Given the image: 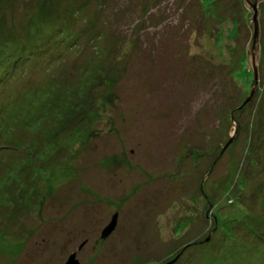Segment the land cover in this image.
<instances>
[{
  "label": "rangeland",
  "instance_id": "rangeland-1",
  "mask_svg": "<svg viewBox=\"0 0 264 264\" xmlns=\"http://www.w3.org/2000/svg\"><path fill=\"white\" fill-rule=\"evenodd\" d=\"M257 6L0 0V264H264Z\"/></svg>",
  "mask_w": 264,
  "mask_h": 264
},
{
  "label": "water",
  "instance_id": "water-1",
  "mask_svg": "<svg viewBox=\"0 0 264 264\" xmlns=\"http://www.w3.org/2000/svg\"><path fill=\"white\" fill-rule=\"evenodd\" d=\"M260 0H244V4L247 10H250L252 12H254V16L251 20H253V22L250 24L249 28H251V40L250 43L247 46V52H248V59L250 61V64L252 66L253 69V75H254V83L257 85L258 83V70H257V64H258V60H259V24H258V16L259 14V10H258V2ZM253 91L251 92L250 97L248 98V100L244 103V105L241 107V109L245 108L248 103L251 102L252 98H253ZM232 120L234 119V114H232L231 116ZM233 141L231 140L228 145L225 147L224 150H226L229 145H231ZM116 219L117 216L114 217L112 224L110 225V227L108 228L107 232H105L104 234V239L106 238V236H108L110 234L111 231H113L115 229V225H116ZM210 241V238H208L206 240V243ZM180 258V256L177 257V260ZM176 260V261H177ZM175 261V262H176ZM174 262V263H175ZM68 264H79V261L76 260V256L73 255L70 259ZM173 264V263H171Z\"/></svg>",
  "mask_w": 264,
  "mask_h": 264
},
{
  "label": "flooded vegetation",
  "instance_id": "flooded-vegetation-1",
  "mask_svg": "<svg viewBox=\"0 0 264 264\" xmlns=\"http://www.w3.org/2000/svg\"><path fill=\"white\" fill-rule=\"evenodd\" d=\"M109 215V214H108ZM111 215V214H110ZM115 216H117V219H116V224H117V227H116V230L115 231H117V229H118V226H119V224H118V220H119V216H118V214H115V212H114V214H112L111 216H110V218H111V221L110 222H112L113 221V219H114V217ZM109 217V216H108ZM59 223H61V222H59ZM52 226L54 227V228H56L57 227V222L55 221V219L52 221ZM83 228V227H82ZM84 229V228H83ZM59 231H62V230H60L59 229ZM115 231H114V233H115ZM81 234H83L84 235V231L82 230V232H81ZM113 236V235H112ZM111 236V237H112ZM101 239H102V241L103 242H106L107 240L106 239H104V238H102V236H101ZM55 240H52L51 242H52V245H53V242H54ZM98 244V242H96L95 243V246H94V248H93V250H90L89 252H95V249H96V245ZM68 245H71V243H68ZM86 248V243H85V241L83 242V243H79L78 245H77V248H76V252H73V254H76V257H77V259H78V261H80V256L82 257V254H83V252H85V250L87 249H85ZM81 264V263H80Z\"/></svg>",
  "mask_w": 264,
  "mask_h": 264
},
{
  "label": "trees",
  "instance_id": "trees-1",
  "mask_svg": "<svg viewBox=\"0 0 264 264\" xmlns=\"http://www.w3.org/2000/svg\"><path fill=\"white\" fill-rule=\"evenodd\" d=\"M249 69V68H248ZM248 75L246 76V84H247V87L249 88L251 86L252 83H254V76H252V72H250V70H248ZM253 79V81H252ZM245 109V108H244Z\"/></svg>",
  "mask_w": 264,
  "mask_h": 264
}]
</instances>
